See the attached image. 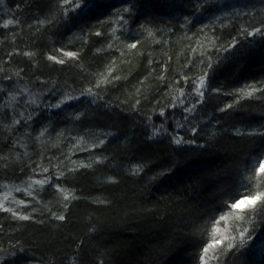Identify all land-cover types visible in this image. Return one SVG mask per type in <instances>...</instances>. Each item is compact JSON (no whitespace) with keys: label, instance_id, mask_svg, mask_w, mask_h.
Returning <instances> with one entry per match:
<instances>
[{"label":"trees","instance_id":"trees-1","mask_svg":"<svg viewBox=\"0 0 264 264\" xmlns=\"http://www.w3.org/2000/svg\"><path fill=\"white\" fill-rule=\"evenodd\" d=\"M84 2L0 3V199L12 189L27 207L6 206L32 217L0 211V264H264V202L228 208L264 192V90L239 93L264 89V36L247 35L264 0ZM222 235L234 247L202 260Z\"/></svg>","mask_w":264,"mask_h":264},{"label":"snow or ice","instance_id":"snow-or-ice-1","mask_svg":"<svg viewBox=\"0 0 264 264\" xmlns=\"http://www.w3.org/2000/svg\"><path fill=\"white\" fill-rule=\"evenodd\" d=\"M3 0H0V3H2ZM63 4L67 5L69 4L70 0H62ZM95 7V5H93ZM89 5L87 3V0H85V2L83 3V8H88ZM125 11H127V9H125ZM14 23L13 20H8V21H5L2 25V27L4 28H8L9 25H12ZM40 24H43L44 21H39ZM115 31V29H114ZM256 34H259L261 36H264V28H256L254 29V31H250L247 33L248 36H253V35H256ZM97 35H99V33H97ZM234 43L231 46H234ZM109 47H111V45H109ZM128 47L130 48H135L136 47V44L135 43H132L130 45H128ZM227 50V49H225ZM193 51H195V49H193ZM25 55H32L31 53H24ZM63 55L65 57H69V58H75L77 56V53H74V52H71V51H65L63 52ZM48 59L50 60H54L56 63H60V64H63L65 61L63 59H57L56 57L54 56H49ZM209 67H211V64H209ZM111 74V71H109L108 75ZM17 76H19V73H16ZM206 76H207V73H205L203 76L197 78L196 80L193 81V90L195 92V94L199 97V100L197 101V103L201 102L202 99H203V96H204V89L206 88ZM10 79V78H9ZM115 79H119V77H115ZM185 81L187 82V77H184ZM108 78L107 76H102L101 79H98L97 82H96V85H94V87H100L102 84H105V83H108ZM251 89V90H249ZM260 90H264V89H256L254 86H246L244 88H241L239 89V93L242 97H250L253 95V92L254 91H260ZM89 95H95V92L93 91L92 88H89V89H86L85 90ZM179 95L181 97L184 96V90L183 89H179ZM16 97L15 96H12L11 97V101H15ZM67 99L71 100V99H74V97H71V96H68ZM138 102V101H137ZM33 103H35V101H33ZM181 104H183V100L180 101ZM56 107H59L60 104H57L55 105ZM172 107H176V103H175V100L173 102V104L171 105ZM227 107H231V105H228ZM195 108V105H193L191 108H187L185 109V111L187 112H191L193 111ZM224 109H221V111H223ZM161 116L164 115V112L161 111L160 113ZM31 117H29L30 119ZM14 124L16 123H19V121H13ZM45 131H41L40 133V137L44 136L45 134ZM193 132H195V129H193ZM40 137H37V139H39ZM105 141L103 139L99 140L97 144H93L92 147L95 148L99 145H102ZM176 144H180L182 143V138L177 136V138L175 139L174 141ZM75 163V162H73ZM256 164H258V167L255 168V172L257 175L261 174V173H264V160H257L255 162ZM78 167H91V164H79ZM71 170H75V169H71ZM43 173H47L49 171L48 168H43L42 169ZM135 171H139V169H136ZM64 173L63 171L59 172L57 178L63 176ZM251 179V178H249ZM50 182V178L49 177H45L44 179H31L30 178V183L28 184L27 188H24V189H21L20 187H15L14 191L16 192H25L28 196H32V191L31 189L33 188L34 185H39V186H43L45 184H48ZM58 187V186H56ZM246 187V186H245ZM60 191L63 192V198L64 200H69V194L66 190L64 189H59ZM12 189L9 190V192L5 193V195L3 196V199H0V211H3V212H8V213H11V215L16 218V219H19V220H29L31 219V214H22L20 212H18L15 208L11 207V206H6L5 202H9V204H15L17 206V208H20V207H27V204L24 200H17L15 198H12L11 200H9V197H10V193H11ZM258 202H264V192H257L255 195L251 194V193H248V192H245L243 194H241L240 196H238L237 198L234 199L233 202H231L230 204H228V208L230 210H240V211H244L245 208H251V209H255L256 208V205ZM241 206H244L243 208ZM65 207H67V205L65 204ZM261 207L264 208V203H261ZM52 215L57 219V220H64L65 217L63 214H59L57 215L56 213H52ZM227 217L225 215H221L219 217V219L216 221V225H219L220 221H224ZM213 233H216V232H219L220 231V228L217 227V226H214L213 229H212ZM247 230L246 229H243L239 232V235L241 237V240H240V243L241 245L244 243V235H245V232ZM225 240H228L229 243L227 244V249H231L234 247V243L233 241H235V237L233 236H221L219 239H214L212 240L211 242H209L202 250L203 252V255L201 257L202 260H204V258L206 256H208L209 254V251L210 249H215L218 245H221L224 243ZM213 258H215L213 256ZM205 264H207V262H205Z\"/></svg>","mask_w":264,"mask_h":264}]
</instances>
